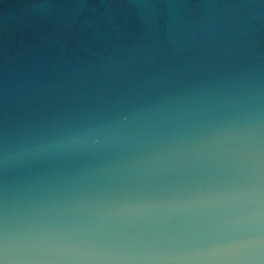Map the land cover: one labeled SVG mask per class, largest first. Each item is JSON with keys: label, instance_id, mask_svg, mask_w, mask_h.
I'll return each mask as SVG.
<instances>
[{"label": "water", "instance_id": "95a60500", "mask_svg": "<svg viewBox=\"0 0 264 264\" xmlns=\"http://www.w3.org/2000/svg\"><path fill=\"white\" fill-rule=\"evenodd\" d=\"M0 264H264V0H0Z\"/></svg>", "mask_w": 264, "mask_h": 264}]
</instances>
